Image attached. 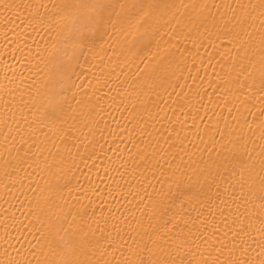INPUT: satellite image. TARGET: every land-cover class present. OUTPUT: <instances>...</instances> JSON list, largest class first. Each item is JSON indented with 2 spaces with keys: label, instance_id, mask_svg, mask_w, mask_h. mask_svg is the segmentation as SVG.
Here are the masks:
<instances>
[{
  "label": "bare ground",
  "instance_id": "bare-ground-1",
  "mask_svg": "<svg viewBox=\"0 0 264 264\" xmlns=\"http://www.w3.org/2000/svg\"><path fill=\"white\" fill-rule=\"evenodd\" d=\"M0 0V264H264V0Z\"/></svg>",
  "mask_w": 264,
  "mask_h": 264
},
{
  "label": "snow or ice",
  "instance_id": "snow-or-ice-1",
  "mask_svg": "<svg viewBox=\"0 0 264 264\" xmlns=\"http://www.w3.org/2000/svg\"><path fill=\"white\" fill-rule=\"evenodd\" d=\"M64 6L67 10L76 13L80 23V28L72 36L74 50L80 49L90 39L87 36L88 26L94 25L98 29L103 25V10L106 5L101 0H64Z\"/></svg>",
  "mask_w": 264,
  "mask_h": 264
}]
</instances>
